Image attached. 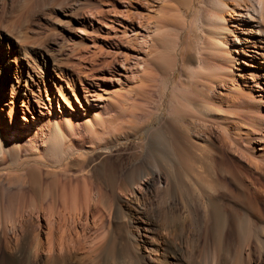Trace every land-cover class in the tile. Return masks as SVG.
Masks as SVG:
<instances>
[{
    "label": "bare ground",
    "instance_id": "obj_1",
    "mask_svg": "<svg viewBox=\"0 0 264 264\" xmlns=\"http://www.w3.org/2000/svg\"><path fill=\"white\" fill-rule=\"evenodd\" d=\"M129 1L135 2L141 9L136 27L128 29L134 19L129 10L122 15L118 12L117 16L113 12L115 19L111 17L109 24L108 20L102 19L103 14L98 10L90 17L97 27L90 31L97 35L103 29L105 36L101 39L110 40L116 35L111 24L116 22L122 36L125 37L126 32L130 31L134 32L135 37L140 35L137 37L140 51L133 67L140 70L139 76L144 75V78L150 57L155 55V47L159 46L155 37L159 23L155 22L156 27L151 31V15L154 14L156 0ZM247 2L250 4L245 5L241 0H212L210 15L205 19L209 26H205V29H210L205 54H220L228 64L221 79V83L227 85L223 94L225 107L217 115L210 109L196 108L201 117L199 121H204L202 128L206 127L207 119L217 121L221 147L226 146V154L231 155L228 158L224 154L225 147L217 146L207 136H204L203 142L210 150L206 152L198 147L197 141L192 140L179 125L176 115H170L160 118L155 130L142 129L145 138L140 145L139 163L123 167L119 158L115 165L109 160L113 153L107 147L109 133L107 136L106 131L102 130L100 114L106 110V103H110L111 98L122 100L123 94L107 92L108 86L101 84L102 78L100 81L95 77L96 70L90 68L83 72L75 67L76 63L72 66L80 77L74 79L66 74L65 79L69 81L65 84V92L59 79L58 82L54 78L55 69L52 67L49 71L48 63L43 60V71H46L51 91L49 94L46 92L44 101L40 96L29 98L27 88H24L29 77L19 75L15 80L11 78L17 66L11 60L9 41L0 37V58L5 61L0 72V83L9 88L12 94L11 101H7L3 95L4 87L0 88V172L4 173L3 164L6 161L16 170L23 171L4 174L7 176L5 179H15L16 182L15 187L13 183L10 184L14 191L6 200L2 187L5 180L0 181V211L5 206L7 208L6 221H0V250L5 253V264H71L73 259L80 264H249L252 259L249 244L244 255L246 258L241 249H233L236 253H232L234 257L231 258L232 244L227 237L229 229L233 231L232 240L236 245L239 244L241 248V243L245 242L246 245L252 241L258 259L262 253L264 260V0ZM109 32L113 33V37ZM85 34L87 32L83 30L81 35ZM77 44L82 51L88 48L83 49L84 45L80 42ZM131 45L136 46V43L131 42ZM92 47L88 60L90 67L93 63L96 65L95 61L106 52L100 46L92 44ZM106 53L109 60L102 59L101 62L103 68L110 69L113 61L117 62L115 57L118 52ZM128 61L123 54L119 62H114L118 66L117 78L114 77L113 81L116 86L122 85V82L119 85L117 82L128 71ZM56 69L59 73V68ZM202 70L200 68L199 73ZM70 72L74 74L76 71ZM140 89L142 102L135 107L140 119L148 123L158 108H153L154 112L149 109L152 100L146 85ZM94 91H100L104 97ZM113 99L110 104L114 103ZM55 106L56 112L53 109ZM77 106L92 110L90 120H82L90 144L84 149L83 139L68 116ZM42 109H47L45 114L40 111ZM132 114L129 116L134 121L139 118L134 116L136 113ZM27 115H31V123ZM7 121L8 132L5 131L8 129L5 126ZM28 137H31V142ZM23 139L30 143L25 145ZM71 141L72 145H69ZM74 154L77 157L89 154L95 157L97 162L89 169V176H80V173L71 175L65 168L57 170V173L44 170L45 161L59 164ZM73 164L69 162L64 167L73 168ZM159 179H164V186L157 187L161 202L156 212L149 209L150 214L145 213L142 210L144 207L140 209L138 198L133 207L131 201L134 200H125V196L130 197L129 194L138 188L141 181L150 188ZM224 195L231 198L235 205L231 206L229 199V205L227 202L225 204L227 200ZM101 211L109 216L106 225L102 222ZM83 214L91 217L94 233L101 231L93 238L85 239V236L75 232L76 228L73 235L70 230L72 226L69 228L67 225V220L76 224ZM40 216L44 227H35L33 220L37 221ZM257 223L260 230L255 232L253 225ZM188 231L193 234L192 238L185 236ZM41 234L44 238H41ZM171 240L175 242L171 243ZM207 246L212 247L214 255L206 256L204 251Z\"/></svg>",
    "mask_w": 264,
    "mask_h": 264
},
{
    "label": "rangeland",
    "instance_id": "obj_2",
    "mask_svg": "<svg viewBox=\"0 0 264 264\" xmlns=\"http://www.w3.org/2000/svg\"><path fill=\"white\" fill-rule=\"evenodd\" d=\"M209 1L211 2L212 0H191V1L190 0H185V1L156 0V2L154 0L155 15L154 14L151 15L153 18V19L151 18L153 22L150 21L152 22L151 31H154V27H156V23L157 24L159 23L158 24L159 30L156 31L155 37H156V42H158L157 44L160 47L159 46L155 47V52L153 53L155 55H152L150 57L151 63L150 62L148 63L146 69V75L144 78H142L144 75L139 76L140 70H137V68L133 67L134 63L137 60L136 59L137 52L140 51V42L139 39L137 38L140 37V35L135 37L133 34L134 32L130 31V32H126L125 37L122 36L119 33L121 28L117 26L116 22L111 24L112 29L116 31V35L113 37V33L109 32V35L110 36L112 35L111 37H113L110 40L104 41L101 39L102 37L105 36V31L103 29H100L97 35L91 32L92 28L97 27V25L94 22V20H92L90 17H92V15H95V12H97L98 10L103 14L102 19H104L105 21L108 20L107 21L108 24H109V20L111 21L112 18L115 19L114 16H117L116 13L119 12L122 15L124 14L125 10H126L125 12H128L129 10V12L133 14L132 16L134 19L131 23H129L130 27L128 29L131 30V28L136 27L135 22L141 9L137 4H135V2H131L129 0H0V37L2 39H6L7 41H9L12 50V54L10 53L12 57L11 60L12 62L15 63L14 66L15 67L17 66L16 68L17 70L15 74L11 75L12 76L11 78L15 80L19 75H22L23 77H26L28 75L29 77V80H27L28 83L24 85V88L25 89L27 88L26 95L29 96V98L32 97L37 98L40 96L41 99L44 101L46 97V92L47 94H49L51 89L48 87L49 84H48V80L46 79L47 76L46 71L45 72L43 71V65H42L43 60L46 61V63H48L49 71H51L52 67L53 69H55L56 75L54 74V78L57 81L59 79L60 82L59 81L58 82L61 83V85H63V89L65 88L66 82L69 81V79H65V76L68 75L70 77L71 75V77H73L74 79H78V77H80V75H78L77 69L73 67L75 66L74 63H76L75 67L80 68L83 72H85V70L88 69L90 70V68H92V70L93 69L96 70V72H94L95 77H98L100 81L102 78L103 83L101 84L102 85L105 84V86L106 85L108 86L107 92L115 91V93L120 92L119 95L123 94L122 96L120 95L122 97V100L117 101L116 99L111 98L110 103L112 99L114 103L113 104L106 103V110L100 114V118H101L100 125L103 127L102 128L100 126V128H102L104 132L106 131L107 136L109 133L108 136L109 140L107 147L110 148L113 153L109 157V160L112 163H115V165H116V159L119 158L120 161L122 162L123 167H128L129 164L139 163L140 161L139 159L141 157V151H142L140 145L143 144L145 138L144 137L145 135H143L144 133H142V131L145 128H151L152 130H155L159 124L158 120L162 117L167 118L170 115L172 117L176 115L175 119L179 120L178 121V123L180 122L179 125L180 126L182 125L181 127L184 129L187 135L191 137L192 140L197 141L198 147L204 149L206 152L210 150L209 147L205 145L203 142L204 136H207V138L213 141L217 146L221 147L220 144L221 134L217 121L207 119L208 122L207 124L205 123L206 127L202 128L201 125L204 123V121H202V123L201 121H199L201 120L200 119L201 117L197 111L198 107H204L205 109H210L214 114L217 115L225 107L224 106L225 98L223 97V94L225 92L224 90H226L227 85L224 86L221 83V79L224 77L223 72L226 69H228V64L222 60L224 57L221 56L220 54L218 56L212 54H205V50L207 49L208 46L207 43H209L210 41L209 39L210 29L209 30L205 29V26L206 28L209 27V26L207 27L208 23H205L207 22L206 21L207 16L210 15ZM244 1H246V3ZM250 1L252 0H249V2ZM241 2L244 3L245 5L250 4L247 2V0H241ZM113 12H114V16H113ZM182 22H184V24ZM89 24L91 26H89ZM83 30H85V33L87 32V34L81 35ZM142 33L143 32H139V34ZM132 38L134 39L137 38V39L132 40ZM125 41H127V43ZM130 41L135 42L136 46L131 45ZM79 42L85 46V47L83 46V49L84 48L86 49L87 47L88 48L85 51L84 50L82 51V49L80 50L81 47L80 46L78 47L77 44ZM91 43L96 46H100L106 52L107 51L110 53L113 52L112 54H114V52H118L119 54L117 53V56L115 57V60H117V62L121 60V55L123 54H125L128 57L129 60L128 71L125 74H122L121 77H119L120 81L117 82V85H119L120 82H122L121 83L122 85L120 87L116 86V83L113 82L114 77L117 78L116 72H118V66L117 64H115L117 62L113 61V63L115 62L114 63L115 65L111 62L112 69L111 67L110 69L105 67H104L105 69L103 68L102 62L109 60L110 58L109 56H106L107 54L106 52L103 53L104 56L106 57H104L102 54L101 55L102 58L100 56L98 60L95 61V63L97 64L95 65L93 63L92 64L93 66L91 65L92 67H90V63L88 60H89L90 51H92L91 48H93ZM119 44L121 46H119ZM163 46L164 48H161ZM127 48L129 49L127 50ZM157 48L158 51L160 52L157 51ZM80 59H82L84 62H82V60L80 61ZM85 61H87L88 63ZM99 61L102 62L100 63ZM98 62L100 65L98 64ZM4 63L5 61L0 58V72H2ZM63 64H65L66 66ZM69 64H71V66ZM100 66H102V68ZM72 67L74 68V70H72L73 69ZM99 67L101 71L98 70ZM234 67H238V66L235 65ZM56 68H59L58 69L59 73H57ZM197 68H199V70L200 68L201 70L203 69L201 73H199V70ZM196 70H198L197 73ZM70 71H76L77 73L74 72L73 74ZM108 72L110 76L109 74H107ZM75 74H77V77ZM106 74L108 75V78ZM106 78L108 81L107 80L105 81ZM1 85L2 84L0 83V88L4 87ZM142 85H146V90L148 92L149 97H151L152 100L151 103L149 104L150 105L149 109L151 111L153 110L154 112L155 107L158 108L157 111L155 110L156 117L154 116L153 118H151L148 121V123H144L143 119H140V117L138 116L139 115L138 113L139 111L137 109L138 106L136 105V104H141L140 102H142V98H141L142 96L140 95L141 94L140 90H142L140 88ZM119 88H121L120 90L122 91H119ZM64 90L66 92V89ZM94 92L101 93L100 91H94ZM3 95L6 96L7 101L8 100L11 101L10 98L12 94L9 88L4 87ZM101 96L104 97L102 93ZM60 105L63 106L62 102H60ZM133 106L134 107L137 106L135 107L137 111ZM53 109L55 110V112L57 111L56 106ZM74 110L75 111H72L71 114H69L68 116H70V121H72L73 125L77 128V132L79 133L80 137L83 139V149H84L87 148L90 144H89L88 135L84 133V125L82 120L84 118L86 120H90L92 110L86 107L78 108V106L75 107ZM40 111L43 114H45L47 109H42ZM130 114L132 115L135 114L134 116L139 118L137 120L135 119L134 121L132 117L130 118L131 116ZM27 116L29 122L31 123L32 122L31 115H27ZM5 126L6 128H8L5 131L8 132V130H10L8 121L5 123ZM117 137L120 139H118ZM30 139L31 137H28V140L31 142L32 139L31 140ZM199 139L202 140L199 141ZM23 141L25 145L30 143L29 141L26 142L25 139H23ZM71 143L72 141L70 142L69 145H72ZM224 147H225L224 154L225 156L227 155L226 157L228 158L231 155L226 154V149H227L226 146H222L221 148L224 149ZM69 157L65 158L63 163H59V164H54L51 163L50 161H45L46 167H44L45 168L44 170L48 171L49 173L51 172L57 173L59 169L65 168L66 170H68L67 172H69V174L71 175H78L80 173V176H84L85 174L86 175L88 174L87 176H89L90 175L89 169L94 167L97 162L95 160V157H93L90 154L86 156L82 155L80 157H77L74 154L71 155L70 159ZM227 158L225 159L227 160ZM215 159L216 161L218 160L217 157ZM69 162L70 165L74 163L73 168H70L69 166H67V168L64 167V165ZM3 165H4L3 168L5 170L4 173L0 172L1 176L3 174V177L2 178L0 177V181L2 183V181L5 180L2 184V187L4 191L3 192L4 200H6L9 194L14 191L13 186L11 187L10 184L13 183L14 185L16 182L14 181L15 179L14 180L5 179L7 178V176L4 174L12 173L11 171L16 173H22L23 171L16 170L13 165L10 166L9 161H6ZM81 167L83 168V170L81 169ZM83 171H87V172H83ZM11 180L13 182H10ZM160 186H164V179L156 180L154 184L150 186V188H147V184L141 181V183L138 185V188L135 191H133L132 194H129L130 197H128V195L125 196L126 197L125 200H129V199L134 200L131 201V206L133 207L136 204L135 203L136 198H138L140 200V209L144 207L142 210L145 213L150 214L151 210L149 209L152 210L154 209L153 211L156 212L157 211L156 207L159 205V202H161L159 201L161 198V194L157 192L158 191L157 187ZM8 188L11 189L9 190ZM78 195H81V193L80 194L78 193ZM226 196L224 197V199L227 201L224 200L225 201L224 203L225 204L228 203L227 205H229L228 202L229 199V201L231 202L230 203L231 206L235 205L234 204L235 202L229 197L226 198ZM6 210L7 208L5 206L4 209L0 211V221L1 220L6 221V217H7ZM101 217L102 219H104V221L102 220V222L105 223L104 225H106L108 223L107 220L109 218L108 214L105 213L104 211H101ZM41 219L42 218L40 216L37 219V221L36 219L33 220L32 225L34 224L35 227L37 225L39 226V228L40 226L44 227V221L43 219L42 220ZM80 219L74 225L69 222L70 220H67L68 222L67 225L69 226V228L71 226L72 227L75 226L74 228L72 227L70 228L71 234L74 235L73 229L76 228L75 232L77 234L80 235L82 234L83 236H85V239L86 238L89 239V237L93 238L95 234L97 235V233L101 232L99 230L94 233V229L91 226L92 219L89 216V214L81 215ZM140 222L142 223L141 220ZM253 227L254 230L256 229L255 232H258L260 230L258 223L257 225H253ZM32 228L34 229V226H32ZM83 229L85 230L83 231ZM41 231H44V229L41 228ZM93 233L94 235L91 236ZM232 234H233L232 229H229L227 233L228 235L227 237L229 240L231 239L230 243L232 244L230 247L231 258L232 256L234 257L232 253L235 254L236 252H234V250L236 251V249L237 251L241 249L242 252H245L243 253V257L246 258V256L244 255H246V251L248 250V248H250V250L252 251L250 252L251 253L250 257L252 258L251 259L252 261L250 260L248 263L264 264L262 253L259 254L260 259H258V252H256L253 249L254 245L252 244L253 243L252 241L251 242L248 241L246 245L244 244L245 242L241 243L242 245L240 244L241 246L240 248L239 244L236 245L237 243L235 244L234 243L235 241L232 240ZM185 236H187V238L189 239L193 237V234L189 233L188 231L187 233H185ZM41 238H44L43 234H41ZM207 238L208 240H210V236H208ZM174 242L175 240H171V243ZM249 242L252 244V246ZM247 244H249L250 246ZM236 246L238 248H236ZM242 247L244 248L245 251L242 249ZM204 253L206 254V256L214 255L211 246H207ZM2 255L3 257H1ZM4 255L5 253L1 249L0 262L2 261L3 262L0 264H5V260L3 259L5 257ZM247 257H249V255ZM71 264H80V262L78 263L77 259L76 261L75 259H73Z\"/></svg>",
    "mask_w": 264,
    "mask_h": 264
}]
</instances>
